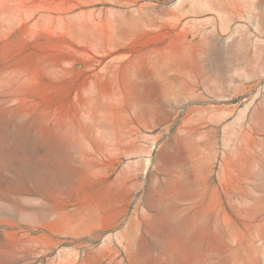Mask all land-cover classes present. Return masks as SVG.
<instances>
[{"label":"rangeland","instance_id":"374dc122","mask_svg":"<svg viewBox=\"0 0 264 264\" xmlns=\"http://www.w3.org/2000/svg\"><path fill=\"white\" fill-rule=\"evenodd\" d=\"M0 264H264V0H0Z\"/></svg>","mask_w":264,"mask_h":264}]
</instances>
